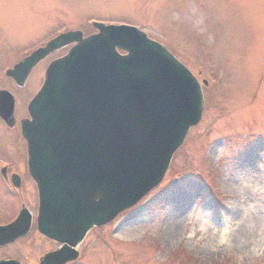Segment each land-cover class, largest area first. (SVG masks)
Here are the masks:
<instances>
[{
    "label": "rangeland",
    "instance_id": "rangeland-1",
    "mask_svg": "<svg viewBox=\"0 0 264 264\" xmlns=\"http://www.w3.org/2000/svg\"><path fill=\"white\" fill-rule=\"evenodd\" d=\"M92 18L131 21L165 45L200 82L204 108L159 185L89 231L66 264H264V0H0V88L15 92L17 121L0 120V156L16 166L9 179L0 170V220L17 218L22 193L38 215L19 124L48 65L69 47L50 53L21 85L2 68L63 28L95 33ZM183 199L168 237V213ZM60 246L33 228L0 248V260L39 264Z\"/></svg>",
    "mask_w": 264,
    "mask_h": 264
},
{
    "label": "water",
    "instance_id": "water-1",
    "mask_svg": "<svg viewBox=\"0 0 264 264\" xmlns=\"http://www.w3.org/2000/svg\"><path fill=\"white\" fill-rule=\"evenodd\" d=\"M143 44H145L144 48L149 45L153 46L147 41L143 42ZM166 54L167 55L162 56L168 62L173 64V60L175 61V58L169 53ZM121 65L119 64L118 66ZM183 73L185 74L188 85H190V82H192L198 87L193 96L186 98L187 101L191 102L196 97V117L192 116L194 118L189 119L184 127V130L182 131L181 135H178L177 139L172 137V133L170 132L168 125L159 122L166 121V114L163 106L166 100L171 99L173 93L176 91L175 87L167 85L161 81L155 82V89L162 97L153 99L152 101V103H154L157 108L156 114L154 116L144 115L141 111L139 101L127 103L117 95L116 97L118 102L114 107L111 119L109 121L104 120L103 124L97 128H92V131L95 133L105 134L113 137L114 135H117L116 133L122 132L125 126L131 124L133 126L131 137L137 136L138 138L134 142L131 151L120 157L119 164L111 163L110 169L112 171L118 170V172L114 175V180L118 183V185H113V187L109 188L107 190L108 194H104L101 198L102 204L106 202L109 203V208H107L105 211H100L97 205L94 203L95 194L92 193L90 196V203L88 205L85 206L81 204L78 205L79 207L76 205L74 208L70 207V209L65 211V213L75 214L74 212L79 210V215L77 216L76 222L77 224H80L82 229H88L94 224L100 225L104 221L112 218L120 210L139 200L142 195H144L149 189L154 187L160 181L165 171V163L168 161V157L183 142L189 127L199 120L202 113L203 97L200 86L196 83L197 81L188 72V70L184 71ZM133 77L135 76H129L128 78L132 83L133 90L138 93L140 88L137 89L136 84L131 79ZM107 92L111 93L110 91ZM177 98L178 97L175 99ZM145 111H147V108H145ZM87 125L88 124L86 122L85 126ZM142 125L147 126L143 127ZM164 133H166V136L163 135ZM128 138L129 136H126L125 140ZM106 154L107 153L105 149H98V147H96L95 144L91 142L90 146L86 147L84 153V157H88L91 160L84 163L83 165L87 167L93 162V159H103L106 157ZM43 155L44 152L42 151V157H40L39 164L42 167H46V163L44 162L45 158ZM148 156L151 157V160H157L159 158L160 160L153 167L151 173L147 177H143V171H150L149 167L144 163L143 160ZM31 169L34 173L33 167ZM85 172L86 170L82 173V176L85 174ZM91 188H93L92 191H94V189H98L97 185H92ZM40 193L42 195L41 189ZM87 206L89 207L87 208ZM22 215L23 212H21V216ZM19 235L20 233H15L12 237L4 238L3 240H0V244L11 242L19 237ZM66 240L72 245L76 244V241H73L72 237H69ZM65 250L69 251L65 247L60 251L47 254L42 260V264H64L68 260L76 258L77 254L71 256Z\"/></svg>",
    "mask_w": 264,
    "mask_h": 264
},
{
    "label": "bare ground",
    "instance_id": "bare-ground-1",
    "mask_svg": "<svg viewBox=\"0 0 264 264\" xmlns=\"http://www.w3.org/2000/svg\"><path fill=\"white\" fill-rule=\"evenodd\" d=\"M175 187H176V185H175ZM175 193H176V191H175ZM173 194H174V192H173ZM174 195H176V194H174ZM184 204H185V200L183 199L176 204L177 207L173 210L172 213L170 211L168 213V219H170V222H171V225L168 228V237L172 236L176 232L175 226H176V223H179V221H177L179 219H175V218H177L175 216L178 215L179 209L183 208ZM173 214H174V216H173ZM127 235L129 236V234H127Z\"/></svg>",
    "mask_w": 264,
    "mask_h": 264
}]
</instances>
